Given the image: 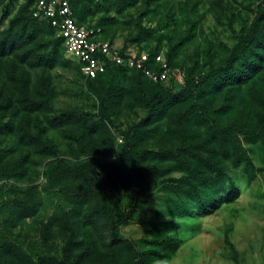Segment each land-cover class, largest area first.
Wrapping results in <instances>:
<instances>
[{
    "label": "trees",
    "instance_id": "trees-1",
    "mask_svg": "<svg viewBox=\"0 0 264 264\" xmlns=\"http://www.w3.org/2000/svg\"><path fill=\"white\" fill-rule=\"evenodd\" d=\"M1 1L0 113L13 108L15 116L25 115L18 121L12 117L0 118V135L16 133L18 145L42 157H50L43 171L48 186L60 184L59 190L75 208L66 211L68 221L64 225L65 239L60 254H37L35 260L10 229L20 220L24 222L34 216L37 210L38 201L28 198L33 187L21 189L26 193L24 199L0 205V264H151L169 259L181 243L168 234L169 221L153 224L156 235L147 241L148 247L143 250L120 231L144 203V195L158 189L166 194V201L177 213L185 208L186 214L207 215L221 204L233 202L239 194L232 182L229 189L222 188L227 180L221 159L229 160L232 167L240 168L244 175L252 177L257 169L244 144L259 142L264 168V2L258 3L254 15L244 23L231 47L222 42L216 45L221 53L216 63H213L214 55H208L200 69L194 59L189 69L179 66L184 77L177 88L170 76L169 85H166V80L153 81L143 70L110 61H106L103 72L84 77L80 64L65 54L63 41L57 37L50 20L33 16L35 0H24L14 14L8 5L1 6ZM150 1L146 2L145 13L149 12ZM136 2L68 0L74 19L78 23L99 26L101 38L110 42L114 37L106 24L113 22L114 17H109L106 12L94 22L91 18L101 11H108L111 6L120 13ZM195 6L192 12L196 10ZM189 20L192 23L188 30L165 51L164 58L170 71L176 67L174 58L180 48L196 37L198 19L187 17ZM136 28L137 31L127 38L136 44L146 42L154 33L140 21ZM159 34L156 45L139 49L148 53L145 64L156 73L162 70L160 62L155 60L162 47ZM58 65L72 68L84 78L86 92L94 97L87 109L53 110L56 89L46 74ZM35 69L41 73L31 83L30 70ZM9 87L15 88L16 96L4 94ZM241 89L244 95L240 94ZM217 96L222 97V102L215 107ZM245 98L262 108L258 110L255 122L248 118L221 124L219 118L242 104ZM122 108L135 114L136 109H142L144 115L119 127L115 117ZM36 113L46 115V126L38 117L31 123L29 118ZM71 126L79 128L81 134L68 135L77 142V147L67 148V153L74 158L68 161L60 155L59 144L47 139L45 133L48 128ZM110 127H119L121 133L119 149L115 152ZM103 148L107 149L106 153L112 151L113 158L109 161L101 160ZM3 154L0 149V161ZM29 162L25 154L11 166L0 163V180L20 181L27 174ZM173 172L181 175L173 177ZM24 180L31 179L25 177ZM3 187L5 185L1 184L0 197ZM10 190L19 191L13 185ZM124 193H127L126 199ZM83 207H87L86 215L78 216L79 208ZM98 225L107 230V241L103 244L108 252H103L94 238ZM229 246L230 258L238 264L237 252L230 242Z\"/></svg>",
    "mask_w": 264,
    "mask_h": 264
},
{
    "label": "rangeland",
    "instance_id": "rangeland-1",
    "mask_svg": "<svg viewBox=\"0 0 264 264\" xmlns=\"http://www.w3.org/2000/svg\"><path fill=\"white\" fill-rule=\"evenodd\" d=\"M23 1L2 0L1 6L8 5L11 14H14ZM110 1L113 3V0ZM146 2L147 0H137L134 6L125 8L120 13H117L115 7L111 6L108 11L97 13L90 21H96L97 17L105 15L106 12L109 17H114L113 22L106 24V27L109 28L108 32L113 35V42L116 46L129 52L152 48L156 45L157 35L161 33L160 54L164 56L168 46L175 44L190 27L192 22L187 21V17L194 20L198 19L195 26L196 37L180 48L174 58L176 67L171 71L170 77L178 88L184 77V72L179 66L189 69L194 59L198 63V69H200L207 62L208 55H214L213 63H216L221 55L217 51L216 45L222 42L231 47L237 41V36L244 23L249 22L254 15L258 3H262L264 0H152L148 5L149 12L145 13ZM195 4L196 10L192 12ZM106 5L108 4L106 3ZM137 21L154 30L152 37L141 44H136L127 39L137 31ZM40 73L39 69L30 70L31 83ZM46 75L50 77L56 89L55 97L52 100L54 111L86 108L94 99L92 94L86 92L84 78L80 77L72 68L58 65L48 70ZM170 77L166 80V85H169ZM243 89H241L240 94L243 93L244 95ZM6 93L17 95L13 87L6 88L4 94ZM221 102L222 97L217 96L214 106H219ZM250 103H252L250 99L245 98L242 104H237L232 111L219 118L221 124H230L248 118L255 122L256 114L262 108L255 103L253 105ZM135 111L137 114L122 108L115 117L116 123L120 124L119 127H124L126 122L135 121L144 115L142 109ZM24 115L23 113L15 116L12 108L8 112L0 113V118L7 120L12 117L14 121H18ZM45 116L43 113H36L31 115L29 120L33 123L35 117H38L40 123L46 126ZM119 127H110L114 140L113 152L119 149L118 138L121 136ZM78 130L79 132H77ZM201 131H203V127H201ZM71 133L74 135L81 134L80 129L76 126L60 129L48 128L45 133L47 139L59 144L60 155L68 161H73L74 158L67 153V148L77 147V142L68 136ZM244 146L257 169L254 176L244 175L240 168L232 167L229 160H220L227 180L222 188L229 189V184L232 182L239 189L238 197L233 202L223 203L207 215L186 214L185 208L181 209V213H177L172 204L166 201V194L155 189L144 195V203L134 214V217L121 226L122 235L133 240L138 248L143 250L148 247L147 241L156 235L152 229L153 224L169 221L171 229L168 234L178 238L181 241L180 246L169 259L157 260L151 264H234L230 258L229 242L237 252L238 264H264L262 149L259 142L245 143ZM0 149L1 152H4V157L0 163L6 166H11L13 161L27 154L30 162L27 165L28 171L25 177L31 179L26 181L24 177L20 181L11 178L0 180V185H5L2 189L0 205L7 204L8 201L11 202L14 199H24L26 193L20 190L30 185L33 190L29 192L28 198L38 201L34 216L26 218L24 222L20 220L17 226L10 228L13 235L17 237L23 248L35 260L37 254L59 255L60 247L65 239L66 229L64 225L68 221L66 211L72 207L75 208V205L71 206L72 203L59 190L60 184L55 183L52 187L48 186L43 171L47 167L50 157H42L28 148L18 145L16 133L0 135ZM106 152L107 149L103 148L101 160L104 162L113 158L112 151ZM260 167L262 170H258ZM171 175L178 177L181 174L173 172ZM11 185L16 186L19 191L10 190ZM123 195L126 199L127 193ZM110 196L108 195V197ZM86 210L87 207L79 208L78 216L86 215ZM6 211L9 212L8 209ZM83 230L84 227L82 231L80 230L81 235H83ZM95 235L94 238L99 241L101 250L108 252L107 247L103 244L107 241V230L98 225Z\"/></svg>",
    "mask_w": 264,
    "mask_h": 264
},
{
    "label": "built area",
    "instance_id": "built-area-1",
    "mask_svg": "<svg viewBox=\"0 0 264 264\" xmlns=\"http://www.w3.org/2000/svg\"><path fill=\"white\" fill-rule=\"evenodd\" d=\"M33 16L50 20L57 37L63 41L65 54L80 64L79 69L84 77H94L103 72L106 61L143 70L153 81H165L171 74L160 53L155 60L160 62L162 70L156 73L146 66L149 55L145 51L123 50L114 42L101 38L99 26L78 23L72 16L68 0H35Z\"/></svg>",
    "mask_w": 264,
    "mask_h": 264
}]
</instances>
